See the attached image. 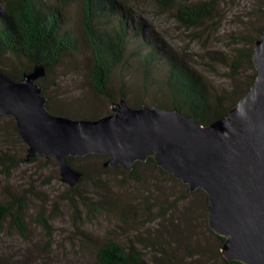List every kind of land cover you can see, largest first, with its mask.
<instances>
[{"label": "rangeland", "instance_id": "obj_1", "mask_svg": "<svg viewBox=\"0 0 264 264\" xmlns=\"http://www.w3.org/2000/svg\"><path fill=\"white\" fill-rule=\"evenodd\" d=\"M124 2L130 8L129 24L142 32L136 36L134 29L129 30L123 59L109 76L114 101L123 93L128 105L169 108L171 60L196 72L211 99L223 97L225 106L238 100L256 72L248 56L264 24V0H193L213 8L210 17L195 27H184L172 17V10L158 9L153 0ZM62 15L65 27L78 37L77 52L64 56L37 83L51 113L79 118L107 115L111 102L93 93L87 82L90 57L79 27L78 3L70 2ZM154 46L161 53L145 76L143 55ZM28 68L26 62L2 61V69L15 76ZM14 126L13 117L0 115V158L8 168L0 175V201L25 197L26 230L21 236L9 222L2 226L0 264H93L96 244L109 238L134 244L143 252L145 264L221 263V245L208 225L204 191L186 195L187 185L150 161L139 163L134 175L122 167H103L105 159L99 154L72 159L71 165L83 173L72 191L60 181L53 156L36 154L23 161L27 145ZM83 196L94 205L82 207ZM40 210L48 230L37 221Z\"/></svg>", "mask_w": 264, "mask_h": 264}, {"label": "water", "instance_id": "obj_2", "mask_svg": "<svg viewBox=\"0 0 264 264\" xmlns=\"http://www.w3.org/2000/svg\"><path fill=\"white\" fill-rule=\"evenodd\" d=\"M264 12V4L262 5ZM256 75L237 104L203 125L177 109L110 103L95 119L51 113L35 64L13 80L0 70V115L11 116L27 145V158L53 156L60 181L76 186L83 173L67 157L106 155L103 167L131 171L152 157L157 166L207 195L209 228L225 238V260L264 264V26L251 55Z\"/></svg>", "mask_w": 264, "mask_h": 264}, {"label": "trees", "instance_id": "obj_3", "mask_svg": "<svg viewBox=\"0 0 264 264\" xmlns=\"http://www.w3.org/2000/svg\"><path fill=\"white\" fill-rule=\"evenodd\" d=\"M74 1L79 6V27L89 49L90 64L86 77L89 88L93 93L113 102L114 96L109 90V76L123 59L129 30L134 29L133 32L136 36L141 35L142 32L139 26L129 24L130 15L128 13L130 8L124 0H54L53 3L48 0H0L2 5L0 9V70L11 79L19 80L23 72L28 71L35 64H42L47 73L56 67L64 56L77 52L78 37L71 29L65 27L62 15L64 8ZM192 1L153 0L158 9L162 11L172 10V17L184 27L200 25L202 21L210 17L213 11L209 3H191ZM159 53H161V48L154 46L153 49L143 55L145 76L149 74L150 67ZM251 55L248 56V61L252 64ZM8 58L17 62H26L29 65L28 70L21 69L17 76L4 71L2 61ZM255 75L245 91L254 81ZM167 85L172 102L169 108L165 107L164 109H177L203 125H208L227 113L245 93V91L242 92L238 100L232 105L225 106L223 97L213 99L209 97L205 83L196 72L178 66L173 60H171L168 70ZM42 94L45 95L43 90ZM119 96L120 99H125L123 93ZM130 106L137 107L140 105ZM46 108L50 111L48 103H46ZM53 114L68 116L63 113ZM68 117L79 118L76 116ZM81 118L95 119L99 117L85 116ZM14 127L16 129V126ZM101 156L105 160L107 159L106 155ZM72 159L74 157H67L69 165L72 164ZM146 161L153 162L160 172L166 173L157 166L152 157L147 158ZM139 163L141 162L134 163L129 175L135 174V169ZM6 169L8 168L5 162H2V158H0V175ZM76 169L78 170V168ZM170 176L176 179L172 175ZM70 189L72 191L77 190L76 187ZM80 199L82 207L94 205L88 201L86 196L80 197ZM25 210L24 196L0 201V230L6 222H9L17 234L24 236L26 230ZM37 221L42 228L49 229L47 219L41 210L37 215ZM216 235L222 246L225 238ZM93 264H145V261L143 252L138 250L134 244L125 245L109 238L102 239L96 244ZM220 264L243 263L236 260L228 261L223 258Z\"/></svg>", "mask_w": 264, "mask_h": 264}]
</instances>
